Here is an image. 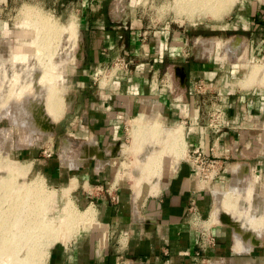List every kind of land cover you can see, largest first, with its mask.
Segmentation results:
<instances>
[{"label": "crops", "instance_id": "obj_1", "mask_svg": "<svg viewBox=\"0 0 264 264\" xmlns=\"http://www.w3.org/2000/svg\"><path fill=\"white\" fill-rule=\"evenodd\" d=\"M143 2L76 0L80 6L77 11L81 49L71 122L77 121L80 129L95 136V143L82 147L78 165L82 166L81 178H87L91 192H107L103 196L96 194L95 202L92 201L101 227L69 241H64L70 233L65 230L60 234L48 230L38 239L32 233L34 238H22V244L29 242L30 246L26 242L23 246H32L34 255L26 251L21 254L24 248L20 255L35 257L44 253L40 264H264V152L258 153L253 146L264 113V9L251 10L249 17L242 13L234 22L243 32H250V42L245 43L242 38L240 44L221 47L220 41L187 35L194 29L169 34L167 28L146 25ZM3 28L0 21V34ZM230 48H237L236 52ZM116 58L132 60L128 74L107 84L100 76L93 81V76ZM176 66L184 69L183 84L175 74ZM253 69L261 73L256 80L248 79L253 78L249 74ZM195 87L199 91L193 94L191 89ZM216 105L224 111L225 127L213 134L205 123L209 110ZM169 118L185 124V139L181 137V151L176 150L179 141L174 138L162 144L160 152L168 150L170 154L163 158L164 173L157 178L155 187L136 189L125 179L118 182L115 161L130 153L149 162L150 167L158 165V152L150 149L154 145L149 148L153 151L138 155V132L146 128L154 134L161 124H172ZM47 123L43 120V126ZM127 123L136 137L122 149L123 126ZM198 145L207 152L212 148L220 160L221 178L213 184H201L188 160L181 158L185 148L188 155ZM90 160L94 161L93 167ZM54 163L44 159L43 170L50 178L60 180L66 173ZM102 181L113 184H97ZM232 183L238 185L242 195L251 186L252 200L241 196L239 204L241 209L250 211L249 227L242 222L233 227L217 219V200ZM33 198L32 202L28 200L31 206L28 201L20 203L23 212L28 206L25 213L29 224L34 218L29 221L31 211H36L34 206L38 209L43 201L37 203ZM86 198L82 200L86 202ZM12 202L15 204L11 208L19 206L20 201ZM192 210L200 217L199 225L194 223ZM18 220L21 218L15 219L17 230ZM47 222L43 218L44 225L50 227ZM201 224L208 227L213 243L200 237ZM16 229L11 232V239L16 237ZM52 233L59 239L55 236L54 240ZM44 237H50L48 247L38 244ZM51 239L55 242L50 245ZM36 246L40 252L32 250ZM31 261L27 264H36Z\"/></svg>", "mask_w": 264, "mask_h": 264}, {"label": "rangeland", "instance_id": "obj_2", "mask_svg": "<svg viewBox=\"0 0 264 264\" xmlns=\"http://www.w3.org/2000/svg\"><path fill=\"white\" fill-rule=\"evenodd\" d=\"M186 1V4L182 2V7H179V5H181L179 4L181 0H144L142 5L145 11L143 18L145 24L167 28L169 34L173 31L183 29H194L192 33L187 35L195 36L200 38V40L203 38V40L206 41H220L221 47H226L230 44H240L239 42L242 38L245 43L252 40V35L249 31L243 32L240 27L234 25L235 20L239 19L238 15H242L243 13L245 16L249 17L251 10L255 8L264 9V0H229L227 2L228 4L225 3L228 9L224 12L218 11L220 12L218 13L219 15L217 17H212L214 12L212 8L213 5L211 7L207 6L206 8H208V10H205L206 8H200V6H198V9V7L194 6L195 4L193 5L189 0ZM190 3L191 7L187 8V5H190ZM185 5L187 7H185ZM27 7H29V9L26 10ZM79 7L80 6L76 4V0H1L0 10V21L5 27V29L3 28L4 32L2 29L3 33L0 34V43H2L0 44V217L3 218L0 222L3 223L6 220L10 222L14 221V223L12 222L13 224L11 223L12 227L10 223H8L9 225L6 223V226L10 227L9 229L13 231L14 227L16 229V221L13 219L11 220L8 215H15L17 210L11 208L12 201H18L19 198L22 197L23 202L25 201L24 204H27V201L33 198V194L35 201L37 199V201H39L42 196L43 199L41 198V200L43 201L38 204L39 209H36L34 214H32L31 211L29 219L36 217V222H38L39 219L43 221L44 218L45 222L49 221V225H53V230L54 227H57L59 224L58 218L67 212V210V214H76L77 219L74 223L72 222L73 225L70 224V226H65V228L68 226L66 228V230H68L66 234H68V232L70 233L68 238L64 241H69L78 234L89 233L101 227V222L97 218V210L93 206L92 201L95 202L94 197L96 194L97 196H103L102 194L106 195L107 193L103 189H99L97 191L98 193L91 192L90 189L92 188L89 189V181L87 178H81L82 166L78 165L81 149L85 144L89 146L95 143L93 140L95 136L88 130L80 129L77 121L71 122V101L75 91V80L80 68L78 56L80 54L81 44L77 11ZM241 8H244V11L240 10ZM69 23H71V25L73 24V27ZM42 24H45L43 31ZM48 27L51 31L48 30L47 32L54 37L52 38V42H46L48 45L45 46L44 42L48 37L45 36L44 32H46L45 30L48 29ZM71 28L75 29V31H72ZM69 31L73 32V35L70 34V36L68 34L70 33ZM43 34L44 37L42 36ZM1 47H3L2 50ZM236 49L237 48H230L233 52H236ZM132 66L133 65H131V67ZM44 71L45 73H43ZM256 72L257 71H254V69L251 70L249 74L253 78L248 77V79L256 80V77L261 76V73ZM56 87L57 90L54 91ZM50 88L54 90L52 91ZM208 91H210V89H208ZM50 92L51 94H53V92L58 93H56V95L54 94L52 97ZM49 94L52 98V102L55 100L54 102L59 103L57 107H53V111L56 108L58 109L60 105V112L63 110L61 114H58L57 111L59 112V110L56 109V113H52L53 115L57 114L54 117L50 113L53 111L49 110L51 107H47L48 105L46 106L44 100ZM54 96H61L62 99L61 97L60 100H57L59 97H55L56 99H54ZM26 98L27 100L30 98V101L34 100V102L41 103L42 106L45 104V107L43 106L40 108V106L37 105L35 109L42 112L43 117L41 118H43L46 123L48 122L47 124H50V128L47 127V129L45 128L44 130H39L40 128L26 130L30 129L31 125L29 126V123L24 122L21 117L30 115L27 111H23L26 109L22 111L18 110L21 107V101L27 102ZM261 100L264 101V99ZM60 102L63 105L60 104ZM219 103L221 102H218V104ZM37 114L38 113H35V115ZM13 115L21 116L17 121L18 123L13 121ZM57 116L59 118L54 120L53 118ZM169 119V122L171 121L172 124H168L167 126L161 124V127L154 134L151 133L152 135L149 129L146 128L138 132V140L141 141V145L139 146V154H137H144L147 151H153L150 149L156 148L154 152H158L159 167L158 165L150 167L151 165H149V162H140L138 156L130 153L125 158L122 157L120 160L115 161L114 165H116L117 169L115 179L118 182L121 179H125L128 185L136 189H152L155 187L154 185L157 178L164 173L163 158L170 154L168 150L160 152L162 144L164 145L165 141H169V139L173 137H175L174 140L176 137L178 138L176 142L179 140L180 136H183L185 139V124L180 120L175 121L174 118ZM19 121H23V123ZM20 125L23 128L20 127ZM135 137L136 136H134V138ZM126 138L127 139L124 138L125 146L122 147V149L128 146L134 139L131 129L129 136ZM153 142L155 144H153ZM254 142L255 145L253 146L256 148V151L258 153H263L264 113L261 124L256 130ZM152 145L154 146L150 148ZM186 149L187 148H185L181 158L187 159ZM101 152L104 153V150ZM44 159H51L55 162L54 164H60L62 172L66 173L65 177L58 180L47 176L42 166ZM12 162L14 163L13 167L12 165L8 166L9 164H13ZM89 163L93 167L94 161L90 160ZM15 164L17 166L19 164L22 166H19V171H16L18 168ZM24 166L26 168H23ZM11 167L12 169L10 170ZM2 180L5 182L7 181L5 183L6 185L3 184L4 182ZM1 181L3 182L2 184ZM105 182L106 184L108 183V186L113 184V182L107 181L98 182L97 184L105 185ZM84 183L85 186L83 187ZM89 184L93 185L92 182ZM2 185L6 188L4 187V189ZM30 186L33 187V190ZM250 187L251 186H249L245 195H242L236 183L228 185L227 188L223 190V195H221L222 199L218 198L220 203L219 200H217V212H219L217 214V219L219 221H221V215L225 214L230 219V225L233 227H235V225L239 227L241 222L244 227L250 226V211L245 208L241 209L239 205L241 196H246V201L252 200V190ZM27 188L29 189L27 190ZM84 196H87L86 202L82 200ZM27 197L30 198L28 199ZM67 204L68 206H66ZM64 206H66V211L63 210L65 209ZM86 208H88L87 212H83ZM69 209H71L70 213ZM2 223H0V225L4 227L5 223H3L4 225ZM12 231L8 234L10 235ZM27 243L29 244V242ZM46 243H48V239L41 238L38 240L39 245H46ZM25 248L22 250L23 252ZM31 259L32 258L29 259V257H27L26 260L29 261ZM42 259L43 258H40V256L35 257V260L39 262L42 261ZM26 260H24L26 263L20 259L10 261L9 263L7 257H0V264H27L28 261Z\"/></svg>", "mask_w": 264, "mask_h": 264}, {"label": "bare ground", "instance_id": "obj_3", "mask_svg": "<svg viewBox=\"0 0 264 264\" xmlns=\"http://www.w3.org/2000/svg\"><path fill=\"white\" fill-rule=\"evenodd\" d=\"M178 1V0H177ZM184 1H185V3H184ZM181 0V2H179V4H181V5H179V7L181 6L182 7V2H183V4H186V0ZM190 2H192L193 3V5L195 6V7H198V6H200V8L202 7V8H206L207 6L209 7H211L212 5H213V16L212 17H217L219 14L218 13H220V12H224V11H226L227 9H228V6L225 4V3H227L229 0H189ZM213 1V2H212ZM213 3V4H212ZM228 4V3H227ZM197 5V6H196ZM188 6V7H187ZM185 5V7H187V8H189V7H191V3H190V5L188 4V5ZM184 7V6H183ZM193 7V6H192ZM27 9H29V7H27L26 8V10ZM31 9V8H30ZM198 9H199V7H198ZM203 10V9H202ZM205 10H208V8H206ZM204 10V11H205ZM211 11V10H210ZM215 11H217V12H215ZM218 11H220V12H218ZM212 12V11H211ZM210 12V13H211ZM209 13V14H210ZM215 13V14H214ZM207 14V13H206ZM30 15H32V14H30ZM210 17V16H209ZM70 25H71V23H69ZM48 25V24H47ZM54 25V24H53ZM73 25V24H72ZM71 25V26H72ZM42 26V31H43V27L45 26V24H42L41 25ZM40 26V27H41ZM70 26V27H71ZM50 27V26H49ZM49 27H48V29H46L45 31L46 32H44V34H45V36H47L48 38H46V40H45V46L46 45H48V43L46 44V42H52V38L54 37L52 34H50L49 32H47L48 30H49ZM55 27V26H54ZM73 27V26H72ZM39 28V27H38ZM54 29H56V28H54ZM72 29V31L74 30L75 31V29H73V28H71ZM69 30H70V28H69ZM49 31H51V30H49ZM70 33H68L69 35L71 34V35H73V32H71V31H69ZM44 34L42 35L43 37H44ZM67 34V33H66ZM70 35V36H71ZM58 38V37H57ZM55 39V38H54ZM66 39V38H65ZM66 41V40H65ZM55 42V41H54ZM4 43V42H3ZM0 44H2V43H0ZM5 45V44H4ZM42 45V44H41ZM41 45H40V47H41ZM51 46V45H50ZM4 47V46H3ZM3 47H1V50L3 49ZM48 47V46H47ZM52 48V47H51ZM61 54V53H60ZM59 57H61V56H59ZM60 60V59H59ZM49 61V60H48ZM47 61V62H48ZM51 63V62H50ZM59 63V62H58ZM30 64V63H29ZM61 64V63H60ZM59 64V65H60ZM43 65V64H42ZM29 66V65H28ZM47 66V65H46ZM9 68V67H8ZM38 68V67H37ZM54 68V67H53ZM29 69H30V67H29ZM44 69H46V68H44ZM31 70V69H30ZM56 70V69H55ZM3 71V70H2ZM43 73H45V71L43 72ZM51 74V73H50ZM58 74V73H57ZM4 75V74H3ZM52 75V74H51ZM7 76V75H6ZM11 76V75H10ZM31 76V75H30ZM34 76V75H33ZM42 76V75H41ZM48 76V75H47ZM46 77V76H45ZM44 77V78H45ZM35 78V77H34ZM39 78V77H38ZM4 80V79H3ZM40 80V79H39ZM47 80V79H46ZM38 82V81H37ZM28 83V82H27ZM53 83V82H52ZM31 84V83H30ZM42 84V83H41ZM50 84H51V82H50ZM28 85V84H27ZM52 85V84H51ZM24 86V85H23ZM55 86V85H54ZM57 86V85H56ZM34 87V86H33ZM65 88V87H64ZM63 88V89H64ZM26 89V88H25ZM45 89V88H44ZM51 89V88H50ZM55 89V90H54ZM53 90L54 91H56L57 90V87L56 88H54ZM28 90V89H27ZM26 90V91H27ZM46 90V89H45ZM52 90V89H51ZM52 90V91H53ZM41 91V90H40ZM48 91H50V90H48ZM60 91V90H59ZM6 92V91H5ZM61 92V91H60ZM65 92V91H64ZM56 93H58V92H53V94H51V92H50V94L52 95V97H53V95L55 94L56 95ZM50 94L48 95V97H46V98H44L45 97V93H44V100H45V103H46V106L47 107H51L49 110L50 111H53V107L54 106H58L59 105V103L58 102H52V98H51V96H50ZM43 95V94H42ZM16 96V95H15ZM18 96V95H17ZM49 96H50V98H49ZM55 97H59V96H54V99H56ZM61 97V96H60ZM60 97L59 98H57V100L59 99L60 100ZM25 99V98H24ZM61 99H62V97H61ZM26 100H27V98H26ZM22 102V104H21V107H20V109H18V110H20V111H22L23 109H26V110H23L24 112L25 111H27L28 112V114L30 115V116H26V117H24V116H20V115H13L12 116V119H13V121H18L19 120V118L21 117L22 118V120L24 121V122H26V123H29V126L31 125V127H30V129H26V130H31V129H33V128H35V129H39V130H44L45 128L47 129V127H49L50 128V124L49 125H46V126H43V118H41V117H43L42 116V112H40V110H36L35 109V106H40V108H42L45 104H43V106H42V104L41 103H37V102H34V100H31L30 101V98H28V100H27V102H23V101H21ZM20 102V103H21ZM63 102V101H62ZM19 103V104H20ZM48 103V104H47ZM58 103V104H57ZM60 104H62L61 102H60ZM63 105V104H62ZM61 106V105H60ZM60 106H59V108L57 109V110H59V112L57 111V113L59 114H61L62 112H63V110H62V112H60V110H61V108H60ZM45 107V106H44ZM46 107V108H47ZM63 107V106H62ZM55 108V107H54ZM56 109H54V111L53 112H50L51 114L53 113H56ZM63 109V108H62ZM8 110V109H7ZM46 110V109H45ZM44 111V110H43ZM48 111V110H47ZM46 112V111H45ZM18 113V112H17ZM35 113H38L37 115H35ZM47 114V113H46ZM50 114V115H51ZM52 114V115H53ZM50 115H49V117H50ZM55 115H57V114H55ZM55 115H53V117L55 116ZM61 116V115H60ZM32 117H33V119H32ZM52 117V116H51ZM57 118H59L58 116L57 117H55V118H53L54 120L55 119H57ZM52 119V120H53ZM21 121V120H20ZM19 121V122H20ZM23 121L22 122H20V123H23ZM16 122H14V123H16ZM18 123V122H17ZM25 124V123H24ZM20 127H22L21 125H20ZM27 127H28V125H27ZM26 127V128H27ZM23 128V127H22ZM25 130V131H26ZM28 132V131H27ZM43 132V131H42ZM49 132V131H48ZM26 136H27V133H26ZM178 137H179V134H178ZM25 138V137H24ZM173 138H175V137H173ZM173 138H171V139H173ZM176 139H178L177 137H176ZM171 141V140H170ZM175 141V140H174ZM178 141H180L179 142V144H178V142L176 143L177 145H176V147H177V149H176V147H175V149L178 151L179 149H178V147L179 148H181V145H182V141H181V136H180V138H179V140ZM176 142V141H175ZM174 142V143H175ZM179 151H181V149L179 150ZM10 162V161H9ZM141 162V161H140ZM144 162V161H143ZM142 162V163H143ZM146 162V161H145ZM11 163V162H10ZM13 163V162H12ZM16 163V162H15ZM10 165H12V167H13V165H14V163L13 164H9L8 166H10ZM15 166L18 168L16 171H19V166H20V164L17 166L16 164H15ZM12 167L10 168V170L12 169ZM15 167V168H16ZM20 167H22V166H20ZM23 168H26L25 166L23 167ZM14 169V168H13ZM27 169H28V166H27ZM22 170V169H21ZM15 171V170H14ZM24 172V171H23ZM24 173H26V172H24ZM21 175H22V173H21ZM11 176V175H10ZM36 177V176H35ZM39 179V178H38ZM3 181V180H2ZM1 181V184L3 183V184H5L6 182L5 181H3L2 182ZM42 183V182H41ZM29 184V183H28ZM6 185V184H5ZM30 185V184H29ZM36 185V184H35ZM34 186V185H33ZM40 186V185H39ZM2 187H3V185H2ZM5 187V186H4ZM3 187V188H4ZM32 186H30V188H31ZM34 187H36V186H34ZM42 187V186H41ZM6 188V187H5ZM4 188V189H5ZM29 188H27V190H28ZM38 189H39V187H38ZM37 189V190H38ZM42 189V188H41ZM27 190L25 189V191L27 192ZM31 190V189H30ZM32 190H33V187H32ZM34 190H36V189H34ZM39 191V190H38ZM25 192V193H26ZM43 193V192H42ZM234 193V192H233ZM43 195V194H42ZM245 195V194H244ZM33 197H34V194L32 195ZM233 196V195H232ZM219 197V196H218ZM3 198H5V197H3ZM3 198H2V200H3ZM28 198V197H27ZM30 198V197H29ZM28 198V199H29ZM36 198V197H35ZM41 198H42V196H41ZM41 198H40V200H41ZM23 198L21 197V198H19V200H20V202H18L19 204L20 203H22L23 202V200H22ZM27 199V200H28ZM34 199V198H33ZM43 199V198H42ZM220 199V198H219ZM218 199V200H219ZM222 199V198H221ZM225 199V198H224ZM18 200V201H19ZM32 200V199H31ZM30 200V201H31ZM38 200V199H37ZM37 200H36V202H37ZM217 200V199H216ZM33 201H35V199L33 200ZM17 202V201H16ZM29 202V201H28ZM27 202V203H28ZM32 202V201H31ZM31 202H29V204L28 205H30V203ZM36 202H35V205H36ZM34 203V202H33ZM32 203V204H33ZM38 203V202H37ZM220 203V202H219ZM226 203V202H225ZM224 203V204H225ZM13 204H15V203H13ZM18 204V205H19ZM228 205V204H227ZM31 206V205H30ZM30 206H29V208H30ZM33 206H34V204H33ZM33 206H32V208H33ZM38 206V205H37ZM14 207H15V205H14ZM19 207V206H18ZM16 208L15 207V209L17 210V213L15 214V215H11V214H9L8 215V217L11 219H17V218H21V220H18L19 221V226H18V230L16 229V233H14V239H11L12 238V236L10 237V235H13V234H8L10 231H12V230H10L9 228L10 227H8V226H6V223L8 224V223H10V226H11V223L13 222L14 223V221H4L3 223H5V226L3 227L2 225H0V226H2V227H0V233H2L3 235H0L1 237V241H0V257H7L8 259H9V263H10V261H13V260H16V259H20V260H22L23 262H24V260H26L27 259V257H28V255L27 254H29V252H31L30 250H31V247H29L30 245L27 243V241H24V244H28L29 246V248H28V250H27V248H25V251L27 252V254H23V256H21L20 255V250H21V248H24V244H22L23 243V240H22V238H26V240H27V237H28V239H29V237H31L32 239L34 238V237H32L31 236V234L33 233V235L35 236V238H37V237H41L42 235H43V233L44 232H48V230H50L51 232L53 231L54 233H55V231H56V233H63L64 232V230H65V232L66 231H68V230H66V228L68 227H66L65 228V226L66 225H69L70 226V224L71 225H73V223H74V221H76V214L75 215H73V213L72 214H67V212H68V210H67V212H65L64 214H63V216L61 217V220L59 221V224L57 225V227L55 226L54 227V229L52 230V227H53V225L51 226L50 225V227H48V224L47 223H45L46 225H44L43 224V221H41V219H39L38 220V222H35L34 221V218H33V220L31 221V224H29V222H28V220L26 219L27 218V216H28V214L27 213H25L27 210H28V206L26 205V207H25V210L26 211H24L23 212V210H24V208H23V210H22V207H19V208ZM65 207V211H66V206H64ZM70 207H71V205H70ZM69 207V208H70ZM33 209H37V208H35V206H34V208ZM39 209V208H38ZM30 210V209H29ZM70 210L71 209H69V213H70ZM35 211V210H34ZM74 211V210H73ZM87 212V211H86ZM84 214V213H83ZM83 214H81V215H83ZM85 214H87V213H85ZM1 216V215H0ZM24 218V219H23ZM29 218V217H28ZM36 218V217H35ZM1 219H3V218H1L0 217V221H1ZM9 219V220H10ZM14 219V220H15ZM80 220V219H79ZM29 221H30V219H29ZM88 221V220H87ZM73 222V223H72ZM82 222V221H81ZM0 223H2V222H0ZM2 223V224H3ZM12 223V224H13ZM16 223V222H15ZM32 223H35V224H32ZM18 224V223H17ZM4 225V224H3ZM9 225V224H8ZM76 225V224H75ZM45 226V227H44ZM76 227V226H75ZM69 229V228H68ZM77 232V231H76ZM16 234V235H15ZM53 234V233H52ZM51 236V235H50ZM55 236H58V235H56V234H53V236H52V238H54V240H57V239H55ZM69 236V235H68ZM67 236V237H68ZM45 238V237H44ZM50 238V237H49ZM48 238V239H49ZM11 241H10V240ZM32 239H31V241H32ZM38 239V238H37ZM58 239H59V236H58ZM62 239H63V237H62ZM61 238H60V240H62ZM22 240V241H21ZM30 240V239H29ZM40 240V239H39ZM34 241V240H33ZM37 241V240H36ZM49 241V240H48ZM52 239H51V243H52ZM26 242V243H25ZM54 242V241H53ZM34 243V242H33ZM36 243V242H35ZM50 243V242H49ZM51 243H50V245H51ZM48 244V243H47ZM32 245V244H31ZM36 245H38V244H36ZM33 246H35V244H33ZM39 246H41V245H39ZM39 246H38V248H39ZM44 246V245H43ZM47 246V245H46ZM45 246V247H46ZM44 247V248H45ZM48 247V246H47ZM33 248V247H32ZM36 248V249H35ZM34 249H32V250H36L37 251V246L35 247ZM41 249V248H40ZM40 249H39V251H37V252H40ZM23 250V249H22ZM44 250V249H43ZM46 250H47V248H46ZM32 252H34L35 253V251H32ZM31 252V253H32ZM48 252V251H47ZM23 253H25V252H23ZM34 253H32L33 255H34ZM21 254H22V252H21ZM44 253H42V255H43ZM31 255V254H30ZM33 255L32 256H30L29 257V259L32 257L33 259H31V260H33V262L34 261H38V260H35V257H39V256H35V257H33ZM40 256V258H43V256ZM44 255H46V254H44ZM22 257V258H21ZM45 258V257H44ZM37 259V258H36ZM31 260H29L30 261V263H32V261ZM44 260V259H43ZM21 261V262H22ZM26 261H28V260H26ZM28 261V262H29ZM18 262V261H17ZM35 262V263H36ZM39 262V261H38ZM24 263H26V262H24ZM21 264H23V263H21ZM34 264V263H33ZM36 264H40V263H36ZM42 264V263H41Z\"/></svg>", "mask_w": 264, "mask_h": 264}, {"label": "built area", "instance_id": "obj_4", "mask_svg": "<svg viewBox=\"0 0 264 264\" xmlns=\"http://www.w3.org/2000/svg\"><path fill=\"white\" fill-rule=\"evenodd\" d=\"M131 64L132 60L130 59L125 60L116 58L111 64L105 66L100 72L95 74L93 76V81H95L98 76L102 77L101 80L105 84L112 80L122 79L125 74H128L130 71ZM199 87L191 89L192 93L194 94L195 92H198ZM205 127L213 134L221 132L225 127L224 111L220 105H216L209 110ZM123 130L124 138L127 139L126 137L129 136L130 132V123L125 124ZM187 160L201 184L209 185L217 182L221 178L222 166L219 158L212 153V148H209V151L207 152L203 150L201 146H195L188 152ZM112 199H114V197H112ZM192 214L194 216V223L199 225L200 217L198 213L195 210H192ZM203 224L199 226L200 237L207 243H213L214 238L209 234L208 227Z\"/></svg>", "mask_w": 264, "mask_h": 264}, {"label": "water", "instance_id": "obj_5", "mask_svg": "<svg viewBox=\"0 0 264 264\" xmlns=\"http://www.w3.org/2000/svg\"><path fill=\"white\" fill-rule=\"evenodd\" d=\"M175 74L179 77L180 83L183 84L185 81V72H184L183 67L176 66L175 67ZM220 218H221L222 222L230 223V219L228 218L227 215L222 214Z\"/></svg>", "mask_w": 264, "mask_h": 264}]
</instances>
